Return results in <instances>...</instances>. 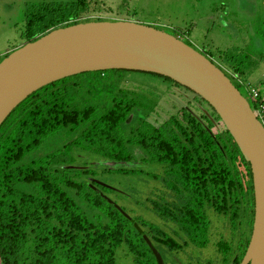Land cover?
Returning a JSON list of instances; mask_svg holds the SVG:
<instances>
[{
	"label": "trees",
	"instance_id": "1",
	"mask_svg": "<svg viewBox=\"0 0 264 264\" xmlns=\"http://www.w3.org/2000/svg\"><path fill=\"white\" fill-rule=\"evenodd\" d=\"M94 3L95 0L40 3L27 21L26 42L63 26L116 20L81 18ZM219 57L220 66L208 58L231 74L232 77L226 73L239 90L244 87L249 94L252 85L242 77L243 61L233 63L228 51L221 50ZM130 72L150 74L186 88L152 72H84L36 90L0 126L2 264H116V251L123 244L137 264H158L143 234L153 244L171 251H186L190 245L205 248L210 241L209 211L228 219L233 232L244 222L249 227L237 249L232 250L231 243L223 237L217 243L223 254L218 264H241L255 218L249 161L226 127L215 130L221 118L198 94L209 109L194 114L181 107L160 124L150 121L154 106L144 103L135 90L124 85ZM83 75L90 77L87 84L81 81ZM83 90L86 96L80 98ZM111 92L110 102L97 103L103 93ZM250 104L255 109L258 101ZM132 113L135 117L127 123ZM64 136L69 139L61 147L40 157L31 156L45 142ZM76 150L101 160L141 161L142 165L136 167H101L108 172L145 174L159 181L160 186L151 191L146 203L161 223L130 213L132 218H127L108 202L100 192L116 190L93 183L98 186L95 189L82 178L95 177L96 166L70 167ZM148 163L159 164L162 170L148 172L143 169ZM85 208L99 212L91 218Z\"/></svg>",
	"mask_w": 264,
	"mask_h": 264
},
{
	"label": "rangeland",
	"instance_id": "2",
	"mask_svg": "<svg viewBox=\"0 0 264 264\" xmlns=\"http://www.w3.org/2000/svg\"><path fill=\"white\" fill-rule=\"evenodd\" d=\"M44 1L67 3L70 0H0V58L5 53H10L27 43L25 36L27 21ZM94 4L95 6H92L81 18L108 17L154 25L188 42L219 66L221 50L228 51V57L233 63L243 61L242 77L264 96V0H95ZM226 73L232 77L229 72ZM126 76L124 85L135 90L144 103L154 106L149 120L155 124L162 123L171 114L184 107L180 101L194 113L199 114L203 109H209L207 104L191 90L173 85L160 77L140 72H130ZM88 78L89 75H83L82 83L87 84ZM240 89L252 103L245 88L240 87ZM113 92L103 93L96 102L99 104L110 102ZM79 96L80 98L86 96L84 90ZM224 128L225 125L221 121L216 125L215 130L221 131ZM64 137L45 142L31 156L40 157L61 147L69 139ZM136 152L141 156V151ZM73 153L76 156L71 166H96V176L93 178L83 176V179L90 183L98 179L116 188L118 191H109L105 194L126 212L133 216L142 215L155 223H161L160 218L146 203L151 191L160 186L159 181L145 174L104 171L101 164H98L101 158L97 155L78 150ZM140 165H142L141 161ZM143 169L148 172H159L162 166L148 163ZM85 209L91 218L99 212L97 209ZM208 213L211 230L210 241L205 248L190 245L186 251L176 252L154 243L161 252L165 264L191 262L197 264L198 261L206 262V260L218 264L223 258L217 247L222 237L231 243L232 250L238 248L244 234L249 232L247 224L244 222L241 228L234 229L233 232L228 219L214 211ZM0 264H2L1 259ZM116 264H137L134 255L125 244L116 251Z\"/></svg>",
	"mask_w": 264,
	"mask_h": 264
},
{
	"label": "water",
	"instance_id": "3",
	"mask_svg": "<svg viewBox=\"0 0 264 264\" xmlns=\"http://www.w3.org/2000/svg\"><path fill=\"white\" fill-rule=\"evenodd\" d=\"M109 69L167 76L214 108L253 173L255 218L241 264H264V124L231 78L180 37L132 20L88 21L53 29L16 48L0 61V126L24 99L41 87L72 75ZM180 103L193 112L182 101ZM134 117V113L130 114L127 123ZM98 164L117 169L136 167L140 162L100 160ZM93 181L117 190L98 179ZM100 193L127 218H132L104 192ZM143 237L158 264H165L148 235L143 234Z\"/></svg>",
	"mask_w": 264,
	"mask_h": 264
},
{
	"label": "built area",
	"instance_id": "4",
	"mask_svg": "<svg viewBox=\"0 0 264 264\" xmlns=\"http://www.w3.org/2000/svg\"><path fill=\"white\" fill-rule=\"evenodd\" d=\"M249 95L252 100L258 101V106L253 110L259 120L264 124V96H262L260 90L254 86L250 87Z\"/></svg>",
	"mask_w": 264,
	"mask_h": 264
},
{
	"label": "flooded vegetation",
	"instance_id": "5",
	"mask_svg": "<svg viewBox=\"0 0 264 264\" xmlns=\"http://www.w3.org/2000/svg\"><path fill=\"white\" fill-rule=\"evenodd\" d=\"M179 87H181V86H179ZM150 117V116H149ZM89 178H93V177H89ZM90 183V182H89ZM93 183H95V184H97L98 185V183H96L95 181H91V184L93 185ZM94 186H96V185H94ZM97 189H98V186H97Z\"/></svg>",
	"mask_w": 264,
	"mask_h": 264
}]
</instances>
